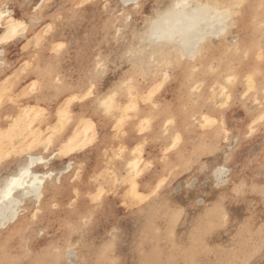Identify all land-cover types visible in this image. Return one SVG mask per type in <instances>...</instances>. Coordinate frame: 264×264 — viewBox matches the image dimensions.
I'll return each mask as SVG.
<instances>
[{"label":"rangeland","instance_id":"374dc122","mask_svg":"<svg viewBox=\"0 0 264 264\" xmlns=\"http://www.w3.org/2000/svg\"><path fill=\"white\" fill-rule=\"evenodd\" d=\"M33 1L35 2L36 0H21L20 3H17L18 6L21 3L24 5L18 8H20L19 12L21 14L23 13V15L26 14L27 16V30L25 29L19 36L16 35L1 45L6 47L7 57H10L9 60L12 62L10 61L11 66L7 77L0 79V132L7 130L11 134L7 137L0 136V142H3V145L0 143L2 145L0 150L6 148L8 152L10 149L11 151L15 149L13 151L17 156L15 157L14 153L10 151L9 153L11 154L9 155L11 156H9L6 149L0 152V157L9 156L7 157L8 159L5 156V159L2 157L3 161L0 158V175L7 172V163L22 157L27 152L24 150L44 152V149L46 151L48 150L47 148H53L61 140L68 137L73 125L80 128L81 125H84L83 120H88L93 116L97 118L93 126L94 130L97 131V135L93 142H90L91 144L84 146V143H87L88 140L85 141V127L82 130L83 132H81V128L79 129L78 132L83 134L80 135L79 133V135L82 136V139L84 138V142L82 139L83 143L78 140L82 143H79L81 144L80 148L76 146L77 149H73V152L68 151L60 159L62 160V158L68 156L78 157L80 159V167L74 173L72 171L69 174L66 173L67 175L63 177L58 190L55 191L56 195L51 192L46 199L43 198L40 208L37 207V209L30 206L27 212H24L26 213V218L22 232L17 230L16 233L9 228L8 231L5 230L1 234L0 264H68L73 258L77 261V264H111L112 262L113 264H262L264 262V191L261 187L264 186V168L263 170L261 168L264 167V164H262L264 163V120H261V114L264 116V112H262L264 111V79H258L257 75H260V73L264 75V36H261L259 47L262 48H259L260 51L254 47L251 53L244 54L242 52L239 60H237L236 54L223 56L228 66L232 64L231 62L234 65H231L230 70L226 73H232V70H235L234 77L237 74L235 79L231 78L233 79H230L231 81L227 79L230 82L229 85L227 84L228 82H224L226 80L225 77L223 79V77L219 76V70L223 64L221 57L209 56L208 50L205 51L204 55L191 62V67L196 66V68H193L197 70H193V72L192 68L189 69L188 66L182 65L178 67L181 69L175 72L178 73L177 76L174 73L171 77L163 80L165 75L163 73L168 69L160 61L156 60V63L154 61L149 62L147 54L138 53L132 49L131 52L127 50L125 40L129 35L124 30L123 17L125 10L122 4L123 0H38L39 2L34 9L30 7ZM171 1L163 0L160 2L157 0V7L163 10L168 4H171ZM0 3L2 4L1 1ZM257 7L260 11L264 10L262 6ZM146 12L147 10L144 13ZM257 29L260 28L255 27V37H258L259 32H257ZM145 31L147 29L143 31L144 34ZM236 34L238 35L236 29L229 25L220 40H224L231 50H235L234 46L238 45V41L234 40ZM121 36L122 38H120ZM218 40L216 39V42ZM139 45L140 47L144 46L141 42ZM2 57L3 55L0 54V58ZM198 64L201 65L199 66ZM209 64H212L210 65L212 70L207 67ZM1 67L2 64H0V70ZM213 68L216 70L214 71ZM114 69L125 70V73L116 77L118 79L115 78L111 83H109V80H106L105 83L100 81L105 76L111 78L112 75L108 74ZM135 69H141L140 73L134 78L129 77L128 73L135 71ZM204 69L207 71L206 74ZM257 69H260V71H257ZM22 70L23 72H21ZM33 70L36 75L32 79H25L26 77L24 76ZM85 71L87 75L84 78ZM252 71L254 77H256L254 85L244 82H249L248 76ZM245 73L248 74H246V77ZM10 76L14 79L10 78ZM157 76L160 77H158L159 80L162 78L161 81L163 83H160L162 86L154 84ZM127 79L128 81H126L125 85L123 81ZM5 81H10L11 86L5 85L8 84ZM196 81H200L199 84ZM35 83L38 84L32 90ZM122 83L124 84L121 85ZM219 83L223 86L227 85L228 89H225V93L222 92L224 89L222 90L223 86L221 87ZM90 84H94V86ZM210 85H214V87ZM125 86L128 87L125 88ZM156 86L158 88L156 91H158L154 95L152 93L150 97V92ZM88 87L93 88L94 93L90 89L92 95H87L90 94L88 93ZM248 89L251 90L249 91ZM112 91L115 92L113 93ZM244 91L247 95L243 93ZM226 92H228L227 96ZM84 93L86 97H83L85 96ZM147 95L150 97L148 100L147 98L149 97ZM253 97L260 103L258 104ZM218 101L219 103H217ZM102 104L105 106L104 109ZM62 105L65 107L63 108ZM116 105H119V108ZM27 106L29 109L25 111L28 108ZM106 107L107 109H105ZM23 108L25 109L24 112H22ZM34 109L38 110L34 112ZM58 109L61 110L59 111ZM20 111L24 114L28 112V114L22 115ZM58 111L63 113L59 114ZM38 113H41V115L38 116ZM202 113L211 118L212 123L208 122L210 120L207 121L202 118L200 120L199 115ZM171 116L174 117L171 119ZM256 116H258V120L254 121ZM19 117L23 118L20 119ZM148 117L150 122L147 119ZM222 118L223 120H221ZM17 119H20V121ZM60 119L63 120L60 121ZM144 119H147V122ZM29 120L32 123L31 121L27 123ZM166 120L169 122L165 123ZM217 120H219L217 122L218 126H216ZM251 121L255 123L253 122L250 125ZM101 122L102 124H100ZM204 122L209 125L206 124V126L203 124ZM224 123H226V128ZM210 124L214 126V130H211L213 127ZM23 126L24 132L21 136L19 132L22 131L21 127ZM223 126L226 130L223 129ZM26 127L28 130L25 129ZM139 127L144 129H139ZM237 128H239V135L242 133L244 135L242 138L240 137L242 140L237 144L240 147L237 146L239 148L236 149L235 147L234 150V152L237 150L236 153L239 150V153L234 154L232 152L233 157L231 160L232 166L234 165L235 168L234 177L236 179V184H232L230 181L232 171L226 173L225 179L219 181L215 176L217 170L215 169V164L220 160H228L227 154H229L230 146L237 143ZM250 128L256 129L250 130ZM39 130L41 131L39 132ZM101 130L104 133L100 132ZM227 130L230 132L228 133ZM29 131L33 132L30 133ZM39 133L42 136H40V139L42 140L43 138L41 143L38 136ZM256 133L258 134L256 135ZM23 134L27 135V137ZM173 134H177L175 141L177 139L179 141L177 140L176 144L174 143L175 148H173V145L170 147L171 150L169 146H171V142H174V139L172 141ZM102 135H104L103 138L101 137ZM80 136H78L79 139ZM8 138H11L13 148H11L12 144L9 143L11 141ZM15 139H17V142ZM20 140L23 143L27 141V146L25 147L24 145L26 144L21 143ZM96 140L101 141V144L99 142L100 145L97 144ZM78 141H76V145H79L77 144ZM95 141L97 145L94 143ZM209 141L212 142L210 143ZM193 142H198L199 145L197 143L195 145ZM30 144L31 146L28 147ZM33 145L37 147H33L34 149L31 150L30 148ZM204 145L206 149H202ZM21 147H23L22 150L24 152L22 150L19 151ZM85 147H88L90 151ZM137 147L140 148L138 149ZM211 147H214L215 150L213 149V151ZM82 148L84 149L82 150ZM74 150H78V152H74ZM96 150L97 152H95ZM138 150L142 156L138 154ZM166 150L169 151L166 152ZM191 152L192 154H189ZM93 153L95 156H92ZM200 153L203 154L201 159L211 165V169L209 172L198 176L201 165L199 164ZM186 155L187 157H185ZM245 155H248V158ZM90 156L91 161H89ZM135 157H142L140 170L136 171L135 169L134 172V169H130V172L129 167L126 165L129 159ZM60 159L56 160V162L60 161ZM254 159L258 160L255 162ZM244 161L247 163L245 164ZM261 161L263 162L260 163ZM91 164L93 165L91 166ZM256 164L258 167H256ZM60 166L61 163L57 164L55 168L58 169ZM255 167L256 170L252 171ZM228 168L232 169L229 162ZM111 171L114 173L111 174ZM152 174H154L153 177H151ZM159 174L161 175L159 176ZM131 176L134 180H132ZM239 176L241 177L239 178ZM162 177H166L164 178L165 180H161ZM147 178L149 183L153 180L150 185L146 181ZM158 181L160 183L163 181V183L156 187V185L160 184ZM255 183L256 185H253ZM137 184V189H139L135 190L136 186L132 187V185ZM242 184L244 185L242 186ZM212 186L217 187L216 191L229 187L217 194L220 197H216V202H211L207 205V207L213 206L214 209L205 217H201L199 212L200 210L202 212L203 206H197L190 212H185V209L181 212L177 211L175 206L171 210L165 209L168 196L173 197L172 199L176 203L183 198L187 201L190 196L197 198V193L201 187L208 190L207 188ZM150 190H152L151 194ZM96 192L98 196L95 194ZM227 192L232 194L231 197ZM146 195L150 197L148 198ZM244 195L246 197L243 198ZM139 196L143 197V199H140ZM214 203L216 204L214 205ZM249 206L252 208H249ZM225 213L228 219L224 218L225 215L222 216ZM240 222H243L241 223L242 227H238ZM155 227L157 229H153ZM246 227L249 229L248 236L243 237L240 230L246 229ZM21 233L23 234L21 235ZM253 235L257 238H254ZM4 237L6 238L4 239ZM193 237H198V239L193 240ZM67 239L72 242V245H69L66 241ZM258 239L260 242H258ZM254 241H256L258 246L255 245ZM259 246L263 247L259 248ZM73 247L81 253L79 260L76 259L73 253ZM56 249L58 250L56 251ZM251 250L254 251L252 252ZM215 251L219 253L217 254ZM69 253L73 254L70 256ZM244 253L247 254L244 255Z\"/></svg>","mask_w":264,"mask_h":264},{"label":"bare ground","instance_id":"6f19581e","mask_svg":"<svg viewBox=\"0 0 264 264\" xmlns=\"http://www.w3.org/2000/svg\"><path fill=\"white\" fill-rule=\"evenodd\" d=\"M1 2H2V4L0 3V54H2L3 55V57L2 58H0V64H2V67H1V70H0V79L2 80L3 78H6L7 77V75H8V73H9V71H10V61L11 60H9L10 59V57L8 58L7 57V53H6V50L7 49H5L6 47H4V46H1L2 44H4V43H6V42H8L9 40H11L13 37H15L16 35H18L19 36V34L22 32V31H24L26 28H27V26H28V22H27V16H26V14H24L23 15V13L21 14L20 12H19V9L20 8H18V7H20L23 3H21L19 6H18V2L20 3V1L21 0H0ZM160 2H162L163 0H159ZM38 0H36L35 2L33 1V2H31L32 3V5L30 6L31 8H33L34 9V7H36L37 6V4H38ZM181 2H183V0H172L171 1V4H168L167 5V7L166 8H163V10L161 9H159L160 7H157V0H123V2H122V4H123V6H124V30H126V33L129 35L128 37H127V39L125 40V43H126V46H127V50L129 51V52H131L132 50L133 51H137L138 53H144V54H147L148 55V61L149 62H152V61H160L161 62V64H163V66H165V67H167V69L168 70H166L165 71V73H163V77H164V79L163 80H166V78L167 77H171L175 72H177V71H179L181 68H178V67H180V66H182V65H185V66H188L189 67V69L190 68H192V71L193 70H197V69H194V68H196V66H193V67H191V62L193 61V60H195V59H197L198 57H201L202 55H204V53H205V51L206 50H208L209 51V56H212V57H215V56H219V57H221V59H222V62H223V64H222V66H221V68H220V70H219V76H221V77H223V79H225L226 78V80H224V82L226 81V82H228L227 84L229 85V81H231V80H233V79H231V78H234L235 79V77L237 76V74L235 75V77H234V73H236V71L235 70H232L231 72L232 73H226V72H228V70H230V66L232 65V66H234L233 65V62H231L232 64L231 65H227L226 64V62L224 61V59H225V57L223 58V56L224 55H226V56H229V55H231V54H236L235 56H237L238 57V59L237 60H239V58L241 57V55H242V52L244 53V54H248V53H251L252 52V49H254V47H255V49L257 48V49H259L260 47H259V44L261 43V36H264V10H262V11H260V10H258L257 8V6H262V7H264V0H187V2L189 3V4H192V5H199V6H207L206 8H203V9H201V10H197V9H195V8H192V9H175L174 8V5H176L177 3H181ZM170 3V2H169ZM160 4V3H159ZM233 5H238V7H235V8H232V6ZM22 6H24V5H22ZM26 6V5H25ZM217 6H221V7H217ZM228 7V9H229V12H230V14H231V26H233L235 29H236V32L238 33V35L236 34V37H235V41H238V45L237 46H234V49L235 50H231L230 49V47L226 44V42L223 40L222 41V39L220 40V38L222 37V34L227 30V27L226 28H222V26H221V23H220V20H219V18H218V16L219 15H221V14H223V8L224 7ZM24 9H25V7H23ZM27 8V7H26ZM26 10V9H25ZM145 10H147V12L146 13H144L145 12ZM27 11V10H26ZM26 11H23V12H26ZM121 12V11H120ZM120 12H118V13H120ZM142 13H143V15H142ZM32 14V13H31ZM144 23H145V27H144ZM21 24H23V25H25V28H20V25ZM261 24H263L262 26H261ZM255 27H258V28H260V29H257L258 31L257 32H259L258 33V37H255L254 35H255ZM13 28H15L16 29V34H14V35H11L10 33H11V30L13 29ZM118 29V28H117ZM146 30L147 29V31H145V34L143 33V31L144 30ZM27 30V29H26ZM49 30V29H48ZM50 31V30H49ZM116 32H118V31H116ZM142 34H144V35H142ZM38 37V36H37ZM43 38V37H42ZM120 38H122V36L120 37ZM216 39H219L218 40V42H216ZM34 40V39H33ZM140 42L141 43H143L144 44V46H142V47H140ZM10 43V42H9ZM7 45H8V43H7ZM65 45V44H64ZM232 47V46H231ZM237 47V48H236ZM26 48V47H25ZM262 48V47H261ZM260 48V49H261ZM132 49V50H131ZM230 49V50H229ZM260 49H259V51H260ZM109 52V51H108ZM239 52H240V54H239ZM262 52V51H261ZM258 53H260V52H258ZM128 54V53H127ZM243 54V55H244ZM260 54H262V53H260ZM239 55V56H238ZM263 55V54H262ZM98 56V55H97ZM107 56H108V53H107ZM259 56V55H258ZM246 57V56H245ZM260 57H261V55H260ZM106 58V57H105ZM262 58V57H261ZM12 59V58H11ZM139 59V58H138ZM258 59H259V57H258ZM128 60H130L129 58H128ZM215 61V60H214ZM226 61H228L227 59H226ZM12 62V61H11ZM18 62V61H17ZM16 62V63H17ZM135 62V61H134ZM138 63V62H137ZM156 63V62H155ZM228 63H230V62H228ZM235 63V62H234ZM30 64V63H29ZM15 65V64H14ZM19 65V64H18ZM99 65V64H98ZM134 65V64H133ZM140 65V64H139ZM146 65V64H145ZM144 65V66H145ZM159 65V64H158ZM199 65V64H198ZM198 65H197V67H198ZM201 65V64H200ZM199 65V66H200ZM210 65H212V64H209L207 67H209L211 70H212V68H211V66ZM16 66V65H15ZM101 66V65H100ZM135 66V65H134ZM136 66H137V64H136ZM142 66V65H141ZM214 66V65H213ZM34 67V66H33ZM140 67V66H139ZM23 68V67H22ZM21 68V69H22ZM41 68V67H40ZM101 68V67H100ZM141 68V67H140ZM209 68H207V69H209ZM217 68V67H216ZM24 69V68H23ZM37 69V68H36ZM38 69H39V67H38ZM203 69V68H202ZM201 69V70H202ZM235 69V68H234ZM15 70V69H14ZM32 70V69H31ZM141 70V69H140ZM140 70L138 69V70H136L135 69V71H133V72H129L128 74H129V77H135L137 74H139L140 73ZM156 70V69H155ZM170 70V71H169ZM205 70V69H204ZM203 70V71H204ZM211 70H209V71H211ZM213 70H214V68H213ZM216 70V69H215ZM214 70V71H215ZM254 70V69H253ZM20 71V70H19ZM39 71V70H38ZM41 71H42V68H41ZM123 71V72H122ZM146 71V70H145ZM144 71V72H145ZM208 71V72H209ZM214 71H212V72H214ZM255 71V70H254ZM257 71H260V69H257ZM21 72H23V70L21 71ZM143 72V73H144ZM153 72V71H152ZM151 72V73H152ZM158 72H160V71H158ZM194 72V71H193ZM206 70H205V74H206ZM20 73V72H19ZM41 73V72H40ZM87 72L85 71V73H84V78H85V75H87L86 74ZM122 73H125V70H117V69H114V70H112L111 71V73L110 74H108V75H112L111 76V78L109 77H103L100 81L101 82H103V83H105V81L106 80H109V83H111V82H113L114 80H115V78L116 77H119L120 75H122ZM134 73V74H133ZM149 73V72H148ZM154 73V72H153ZM191 73V72H190ZM253 73V71L251 72V73H249V76H248V79H249V82L248 81H244V82H247V83H252L253 85H254V81H256V77H254V73ZM91 74V73H90ZM103 74V73H102ZM247 73H245L244 75H245V77L248 75H246ZM34 75H36V73H35V71L33 70V71H30L26 76H24V77H26L25 79H27V80H29L30 78L32 79V77L34 76ZM41 75V74H40ZM141 75V74H140ZM154 75V74H153ZM178 75V73H175V76H177ZM188 75H191V74H188ZM13 76H15V75H13ZM143 77H144V75H142ZM192 76V75H191ZM191 76H190V78H191ZM23 77V78H24ZM41 77V76H40ZM155 77V76H154ZM153 77V78H154ZM159 76H157L156 78H155V81H154V84H156V85H159L160 83H163L161 80H162V78H161V80H159V78H158ZM225 77V78H224ZM229 77V78H228ZM244 77V76H243ZM257 77H259L258 79H264V75L262 74V73H260V75H257ZM10 78H12V76H10ZM12 79H14V78H12ZM25 79H24V82H25ZM116 79H118V78H116ZM144 79V78H143ZM192 79V78H191ZM229 81H228V80ZM231 79V80H230ZM8 80V79H7ZM96 80H97V78H96ZM130 80V79H129ZM199 80V79H198ZM12 81V80H11ZM40 81V80H39ZM59 81V80H58ZM126 81H128V79L127 80H125V81H123L124 83H125V85H126ZM132 81V80H131ZM161 81V82H160ZM1 82V81H0ZM10 81H5V83H8V84H5V85H10V83H9ZM188 82V81H187ZM198 84H199V82L200 81H196ZM195 82V83H196ZM203 82H204V80H203ZM215 82V81H214ZM225 82V83H226ZM234 82V81H233ZM100 83V82H99ZM124 83H122L121 85H123ZM129 83V82H128ZM202 83V82H201ZM205 83V82H204ZM246 83V84H247ZM38 83H35L34 85H33V87H32V90L34 89V86L35 85H37ZM50 84V83H49ZM133 84V83H132ZM131 84V85H132ZM214 84V83H213ZM215 84H216V82H215ZM219 84H221V83H219ZM232 84V83H231ZM248 84V85H249ZM91 86H94V84H90ZM127 85H129V84H127ZM161 86H162V84H160ZM197 85V84H196ZM217 85H218V83H217ZM11 86V85H10ZM193 86V85H192ZM194 86H195V84H194ZM193 86V87H194ZM210 86H213L214 87V85H210ZM220 86V85H219ZM223 85L221 84V87H222ZM224 86H226V87H224ZM223 86V88H222V92H224V91H226L225 89H228L227 88V85H224ZM36 87V86H35ZM42 87V86H41ZM44 87V86H43ZM126 87H128V86H125V88ZM129 87L131 88V86L129 85ZM133 87H134V85H133ZM196 87V86H195ZM199 87H200V85H199ZM198 87V88H199ZM249 87V86H248ZM4 88V87H3ZM7 88V87H6ZM89 88V87H88ZM192 88V87H191ZM210 88V87H209ZM252 88H253V86H252ZM2 89V88H1ZM8 89V88H7ZM30 89V88H29ZM48 89V88H47ZM92 90V92H93V88H89V92L88 93H90V91ZM156 89H158L157 88V86L154 88V89H152V91L150 92V97H151V94L153 93V95H154V93H156L157 91H156ZM211 89V88H210ZM41 90H43V89H41ZM40 90V91H41ZM87 90V89H86ZM155 90V92H153ZM192 90V89H191ZM199 90V89H198ZM249 90V89H248ZM251 90V89H250ZM249 90V91H250ZM253 90V89H252ZM264 90V89H263ZM130 91V90H129ZM230 91V90H229ZM2 92H3V90H2ZM27 92V91H26ZM30 92H32V91H30ZM42 92H44V91H42ZM92 92L90 93V94H87V95H92ZM113 92V91H112ZM115 92V91H114ZM113 92V93H114ZM136 92V91H135ZM191 92V91H190ZM221 92V94H223ZM6 93V92H5ZM94 93V92H93ZM112 93V94H113ZM117 93V92H116ZM115 93V94H116ZM137 93V92H136ZM135 93V94H136ZM225 93V92H224ZM227 94H226V96L228 95V92H226ZM243 93H245V91L243 92ZM1 94V93H0ZM41 94V93H40ZM42 94H45V93H42ZM29 95V94H28ZM57 95V94H56ZM84 95H85V93H84ZM191 96H192V94H190ZM72 96V95H71ZM105 96V95H104ZM112 96V95H111ZM148 96V95H147ZM230 96V95H229ZM74 97V96H73ZM83 97H86V95L85 96H83ZM128 97V96H127ZM127 97H125V98H127ZM130 97V96H129ZM149 97V96H148ZM150 97L149 98H147V100L148 99H150ZM244 97V96H243ZM3 98V97H2ZM76 99H77V97H75ZM97 98V97H96ZM105 98V97H104ZM107 98V97H106ZM115 98V97H114ZM254 99H255V97H253ZM40 99V98H39ZM99 99V98H98ZM113 99V98H112ZM25 100H27V99H25ZM74 100V99H73ZM72 100V101H73ZM194 100V99H193ZM225 100H227V99H225ZM224 100V101H225ZM256 100V99H255ZM0 101H1V99H0ZM21 101V100H20ZM23 101V100H22ZM71 101V102H72ZM114 101V100H113ZM141 101V100H140ZM195 101V100H194ZM228 101V100H227ZM257 101V100H256ZM14 102V101H13ZM24 102V101H23ZM53 102V101H52ZM67 102V101H66ZM151 102V101H150ZM108 103H109V101H108ZM194 103V102H193ZM217 103H219V101L217 102ZM221 103V102H220ZM225 103V102H224ZM224 103H222V104H224ZM227 103V102H226ZM1 104V103H0ZM18 104V103H17ZM24 104V103H23ZM22 104V105H23ZM50 104V103H49ZM70 104V103H69ZM104 104H105V102H104ZM120 104V103H119ZM125 104H126V102H125ZM124 104V105H125ZM181 104V103H180ZM213 104H214V101H213ZM100 105H101V103H100ZM103 105V104H102ZM153 105V104H152ZM196 105V104H195ZM221 105V104H220ZM51 106V105H50ZM109 106H110V103H109ZM117 106V105H116ZM119 106V105H118ZM117 106V107H118ZM154 106H156V105H154ZM258 106H260V105H258ZM23 107V106H22ZM28 107V106H27ZM31 107V106H30ZM62 107H63V105H62ZM65 107V106H64ZM63 107V108H64ZM102 107V106H101ZM104 105H103V109H104ZM114 107V106H113ZM221 107V106H220ZM33 108H34V106H33ZM41 108V107H40ZM119 108V107H118ZM182 108H184L183 106H182ZM27 109H29V107L28 108H26V110L23 108V111L22 112H24V110L25 111H27ZM43 109H45V108H43ZM62 109V108H61ZM60 109V110H61ZM105 109H107V107L105 108ZM117 109V108H116ZM185 109V108H184ZM35 110H38V109H34V112H36ZM59 110V109H58ZM59 110V111H60ZM109 110V109H108ZM120 110V109H119ZM122 110H124L123 108H122ZM33 111V110H32ZM58 111V112H59ZM88 111V110H87ZM111 111V110H110ZM121 111V110H120ZM21 111H20V113H22ZM30 112V111H29ZM34 112H33V114H34ZM107 112V111H106ZM112 112V111H111ZM117 112V111H116ZM262 112H264V111H262ZM60 113H63V112H59V114ZM65 113V112H64ZM25 114H28V112L27 113H25ZM24 113H22V115H25ZM31 114V113H30ZM30 114H29V116H30ZM5 115V114H4ZM32 115V114H31ZM39 115H41V113L39 114L38 113V116ZM76 115V114H75ZM191 115V114H190ZM18 116H20V115H18ZM17 116V117H18ZM35 116V115H34ZM38 116H37V118H38ZM60 116V115H59ZM65 116H66V114H65ZM68 116V115H67ZM92 116V115H91ZM195 116H196V113H195ZM261 116H263L262 114H261ZM8 117V116H7ZM24 117V116H23ZM22 117V118H23ZM33 117V116H32ZM31 117V118H32ZM36 117V116H35ZM61 117H64V116H61ZM116 117V116H115ZM172 117H174V116H171L170 118L172 119ZM187 117V116H186ZM192 117V116H191ZM16 118V117H15ZM20 119H22L21 117H19ZM25 118H26V116H25ZM25 118H24V120H25ZM113 118V117H112ZM144 118V117H143ZM166 118V117H165ZM189 118V117H188ZM199 118H200V120H201V118L202 119H205V118H207V119H205V120H210L211 118H208V116L206 115L205 116V114H200L199 115ZM213 118V117H212ZM258 116H256V120H254V121H257L258 119ZM20 119H17L18 121H20ZM27 119V118H26ZM33 119H34V117H33ZM36 119V118H35ZM148 119V121H149V117L147 118ZM147 119H144V121H146ZM167 119V118H166ZM169 119V118H168ZM214 119V118H213ZM32 120V119H31ZM31 120H29V122H27V121H25V122H27V123H30V121ZM63 119H60V121H62ZM75 120V119H74ZM80 120H83V119H80ZM96 120H97V118L95 117V116H93V117H91L90 119H88V120H83L84 122V125L82 126H80L79 124H80V122H79V124H77L78 126H80V128H81V132H83L82 130H83V128L85 127V131H84V133H86V135H85V141L87 140V143H84V146L87 144V146H88V144H91L92 142H93V140L96 138V130H94V125H95V123H96ZM140 120V119H139ZM138 120V121H139ZM175 120V119H174ZM216 120V119H215ZM215 120H212V121H215ZM221 120H223V118L221 119ZM12 121H13V119H12ZM41 121H42V119H41ZM40 121V122H41ZM85 121H87L86 123H85ZM99 121V120H98ZM165 121V120H164ZM168 120H166V122L165 123H168L167 122ZM171 121H173V120H171ZM195 121H197V120H195ZM219 120H217L216 121V123L218 122ZM254 121H251V124L250 125H252V123L254 122ZM15 122V121H14ZM13 122V124H15ZM23 122V121H22ZM117 122V121H116ZM147 122V121H146ZM150 122V121H149ZM200 122V121H199ZM208 122H210V123H212L211 122V120L210 121H208ZM221 122V121H220ZM224 122V121H223ZM222 122V123H223ZM19 123V122H18ZM26 123V124H27ZM31 123H32V121H31ZM82 123V124H83ZM165 123H164V126H165ZM215 123V124H216ZM255 123V122H254ZM257 123V122H256ZM25 124V123H24ZM67 124V123H66ZM73 124V123H72ZM71 124V125H72ZM100 124H102V122L100 123ZM104 124V123H103ZM141 124V123H140ZM144 124V123H143ZM173 124V123H172ZM199 125H203V124H205V122L203 123V124H201V123H198ZM207 124V123H206ZM205 124V125H206ZM226 123H224V126H225V128H226V125H225ZM6 125V124H5ZM11 125V124H10ZM21 125V124H20ZM48 125H50V124H48ZM58 125V124H57ZM63 125H65V124H63ZM146 125V124H145ZM151 125V124H150ZM189 125V124H188ZM198 125V126H199ZM205 125H203V126H205ZM207 125H209V124H207ZM206 125V126H207ZM211 126H212V124H210ZM214 125V124H213ZM219 125H220V123H219ZM7 126V125H6ZM5 126V127H6ZM12 126V125H11ZM11 126H10V128H11ZM13 126H15V125H13ZM28 126H29V128H30V125L28 124ZM32 127H33V125H31ZM51 126V125H50ZM101 126V125H100ZM99 126V127H100ZM103 126V125H102ZM216 126H218V123H217V125ZM221 126H222V124H221ZM224 126H223V129H225L224 128ZM16 127L17 128H19L17 125H16ZM146 127H148V126H146ZM213 127V129L211 128V130H214V126H212ZM13 128V127H12ZM23 128H24V126L23 127H21V129H22V131H20L19 132V130H20V128H19V130H17V132H19V135L21 134V136H22V133L24 132L23 131ZM61 128V127H60ZM79 127H76L75 125H73L72 126V128H71V130H70V132H69V134H68V137L66 138V139H64V140H61V142L59 143V144H57V145H55L53 148H47L48 150H46L45 151V149H44V152H40V151H28V150H24L26 153H24V155L22 156V157H19V158H17V159H15V160H13L12 162L10 161L9 163H7V165L6 166H8V168H7V172H5V173H3V174H1L0 175V236H2L1 234L6 230V231H8L9 230V228H11V229H13L14 230V232H16L17 233V230L19 231H21L24 227H23V225H24V223H25V218H26V213H24V212H27V210H28V208L30 207V206H33V207H35V208H40V206H41V203L43 202L42 201V199L44 198V199H46L50 194H51V192H52V194L54 193L55 194V191L56 190H58V186H59V184L62 182V180H63V177L64 176H66L67 174L66 173H68L69 174V172L71 173V171L74 173L77 169H78V167H80V159L78 158V157H74V156H68V157H66V158H62V160L60 159L61 157H63V155L65 156V154H67L68 153V151H72L73 152V149H77V147L76 146H80L83 142H84V138L82 139V136H80V135H83V134H81V132H78L79 131V129H80ZM102 128V127H101ZM149 128V127H148ZM218 128V127H217ZM257 128V127H256ZM256 128H250V130H252V129H256ZM258 128H259V126H258ZM8 129H9V127H8ZM25 129H27V127L25 128ZM24 129V130H25ZM35 129V128H34ZM33 129V130H34ZM139 129H144V128H140L139 127ZM168 129V128H167ZM186 129V128H185ZM238 130V137H237V143H236V145H233V146H230V150H229V154H227L228 155V160L226 161H224V160H220V161H218L216 164H215V169H217L216 170V178L219 180V181H222L223 179H225V177H226V173H228V172H230V171H232V176H231V183L232 184H236V179H235V177H234V173H235V168H234V165L232 166V160H231V158L233 157L232 156V152L234 153V154H238L239 153V150H238V153H236V151L234 152V150H235V147H236V149H238L240 146L239 145H237L238 143H239V141L240 140H242L241 138H242V136L244 135L243 133L242 134H240L239 135V128H237ZM28 130V129H27ZM148 130V129H147ZM209 130V129H208ZM208 130H204V131H208ZM216 130V129H215ZM226 130V129H225ZM241 130V129H240ZM249 130V131H250ZM41 130H39V132H40ZM47 131V130H46ZM164 131V130H163ZM199 131V130H198ZM228 131V130H227ZM244 131H247V130H244ZM11 132V131H10ZM16 132V133H17ZM30 133H32L33 131H29ZM78 132V133H77ZM100 132H102V130L100 131ZM177 132H178V130H177ZM200 132V131H199ZM224 132H226V131H224ZM230 131H228V133H229ZM250 132H252V131H250ZM254 132H256V131H254ZM79 133H80V135H79ZM102 133H104V131L102 132ZM101 133V134H102ZM165 133V132H164ZM163 133V134H164ZM179 133V132H178ZM177 133V134H178ZM183 133V132H182ZM182 133H181V135H182ZM204 133H206V132H204ZM204 133H202L203 135H204ZM211 133H212V131H211ZM253 133V132H252ZM100 134V133H99ZM176 134V135H177ZM184 134V133H183ZM208 134V133H207ZM210 134V133H209ZM216 134H217V132H216ZM248 134H250V133H248ZM255 134V133H254ZM258 133H256V135H257ZM264 134V133H263ZM9 135H11V134H9V131H7V130H5V131H1L0 132V136H9ZM16 135V134H15ZM24 136H26L27 137V135H25V134H23ZM67 135V134H66ZM176 135L175 134H173V138H172V141H173V139H174V142H171L172 144H171V146H169V149H171L170 147H172V145H173V148H175L174 147V145L176 144V141L178 140H176L175 141V139L177 138L176 137ZM212 135H214V134H212ZM245 135H247L246 133H245ZM252 135V134H251ZM261 135H262V133H261ZM38 136H39V139H40V133L38 134ZM47 136V135H46ZM78 136H80V139H79V137ZM103 136L104 135H102L101 137L103 138ZM183 136V135H182ZM181 136V137H182ZM207 136H210V135H207ZM254 136V135H253ZM252 136V137H253ZM12 137H15V136H12ZM36 137V136H35ZM42 137V136H41ZM78 137V138H77ZM84 137V136H83ZM180 137V138H181ZM241 137V138H240ZM256 137V136H255ZM260 137V136H259ZM3 138H5V137H3ZM32 138V137H31ZM31 138H29L30 140H31ZM45 138V137H44ZM76 138V139H75ZM218 138V137H217ZM226 138V137H225ZM247 138H249V137H247ZM9 139V141H11V142H9L10 144H12L13 142H12V140H10L11 138H8ZM23 139H25L24 137H23ZM35 139H38V138H35ZM81 139H82V141H81ZM99 139L100 140H102L100 137H99ZM98 139V140H99ZM116 139V138H115ZM201 139V138H200ZM245 139V138H244ZM250 139V138H249ZM256 139V138H255ZM16 140V142H17V139H15ZM42 140H43V138H42ZM41 139H40V143H41V141H42ZM78 140H80V141H78ZM248 140V139H247ZM22 140H20V142H21ZM76 141H78V143L77 144H79V143H81V144H79V145H76ZM97 141V140H96ZM96 141L94 142L95 144H96ZM144 141V140H143ZM142 141V142H143ZM179 141V140H178ZM200 141V140H199ZM202 141V140H201ZM206 141H207V139H206ZM260 141H261V139H260ZM259 141V142H260ZM27 142V141H26ZM26 142L25 143H23V142H21V143H23V144H26ZM32 142H35V141H32ZM91 142V143H90ZM101 144V141H97V144H99V143ZM141 142V143H142ZM210 142V141H209ZM212 142V141H211ZM210 142V143H211ZM257 142V141H256ZM1 143V142H0ZM3 143V142H2ZM1 143V144H2ZM51 143V142H50ZM93 143V144H94ZM175 143V144H174ZM186 143V142H185ZM194 143V142H193ZM197 144H198V142H196ZM196 143H194L195 145H196ZM200 143H202V142H200ZM246 143V142H245ZM0 144V147L3 145H1ZM5 144V143H4ZM19 144V143H18ZM23 144H21V145H23ZM29 144V143H28ZM32 144H34V143H32ZM37 144V143H36ZM35 144V145H36ZM96 144V145H97ZM99 144V145H100ZM203 144V143H202ZM9 145V144H8ZM134 145V144H133ZM141 145H143V144H141ZM185 145V144H184ZM199 145V144H198ZM241 145V144H240ZM260 145H262L261 143H260ZM11 146V145H10ZM10 146H9V148H10ZM16 146V145H15ZM25 147L27 146V144L26 145H24ZM23 146V147H24ZM29 146H31V144L30 145H28V147ZM37 146H38V144H37ZM37 146H32L30 149L31 150H33L34 148H36ZM41 146V145H40ZM43 146V145H42ZM83 146V145H82ZM93 146V145H92ZM91 146V147H92ZM95 146V145H94ZM136 146V145H135ZM162 146V145H161ZM168 146V145H167ZM211 146H212V144H211ZM237 146H239L238 148H237ZM6 147V146H5ZM14 146H13V144H12V146H11V148H13ZM17 147H20V146H17ZM17 147H15V148H17ZM23 147H21L20 149H19V151L20 150H22V148ZM34 147V148H33ZM45 147H47V146H45ZM45 147H43V148H45ZM90 147V148H91ZM96 147V146H95ZM94 147V148H95ZM164 147V146H163ZM185 147V146H184ZM190 147V146H189ZM193 147V146H192ZM200 147H201V145H200ZM247 147H248V145H247ZM80 148V147H79ZM85 148H88V147H85ZM138 149L140 148V147H137ZM161 148V147H160ZM166 148V147H165ZM164 148V149H165ZM205 148V145L202 147V149H204ZM228 148V147H227ZM4 150L6 149V148H3ZM3 149H1L0 150V152L1 151H3ZM25 149H27V148H25ZM29 149V150H30ZM84 148H82V150H83ZM130 149V148H129ZM188 149V148H187ZM193 149V148H192ZM206 149V148H205ZM211 149L213 150L214 149V147L212 148L211 147ZM210 149V150H211ZM13 150H15V149H12V151H11V149L10 150H8V152H7V149H6V152H7V154L9 155V154H11L12 152L14 153V151ZM79 150V149H78ZM78 150H74V152L75 151H77L78 152ZM87 150H89V148L87 149ZM172 150V149H171ZM201 150V149H200ZM211 150V151H212ZM215 150V149H214ZM213 150V151H214ZM9 151L11 152V153H9ZM23 151V150H22ZM23 151V152H24ZM90 151V150H89ZM93 151V150H92ZM103 151V150H102ZM131 151V150H130ZM129 151V152H130ZM167 151H169V150H166V152ZM189 151V150H188ZM192 151V150H191ZM206 151V150H205ZM204 151V152H205ZM210 151V152H211ZM5 152V153H6ZM17 152V151H16ZM95 152H97V150L95 151ZM94 152V153H95ZM128 152V153H129ZM137 152H139V150L137 151ZM137 152H136V154H137ZM164 152V151H163ZM202 152V151H201ZM204 152H203V154H204ZM94 153L92 154V156H95L94 155ZM206 153H207V151H206ZM3 154V153H2ZM1 154V155H2ZM88 154H90V153H88ZM138 154H140V152L138 153ZM185 154V153H184ZM189 154H192V152L191 153H189ZM202 153H200V155H199V161H200V163L199 164H201L200 165V172L198 173L199 175L198 176H200L202 173L204 174V173H207V172H209V170L211 169V165H209L207 162H205L204 160H202L201 159V155H203ZM233 154V155H234ZM5 156L6 158L7 157H9V156H11V155H9V156ZM20 155H22V154H20ZM129 156H130V154H128ZM242 155V154H241ZM249 155V154H248ZM248 155H245V156H247V158H248ZM4 156H1L0 158H4L5 159V157ZM14 156L16 157L17 156V154H15L14 153ZM97 156V155H96ZM131 156H133L134 157V155L133 154H131ZM140 156H142L141 154H140ZM163 156V155H162ZM238 156V155H237ZM244 156V157H245ZM185 157H187V155L185 156ZM243 157V158H244ZM3 158H2V161H3ZM81 158V157H80ZM86 158H88V157H86ZM141 158L142 157H140V158H131V159H129L128 160V163H127V165L126 166H128L129 167V170L131 169V170H133L134 169V172H135V169H136V171H139L140 170V160H141ZM194 158V157H193ZM247 158H246V160H247ZM8 159V158H7ZM60 159V161H58V162H56V160H59ZM161 159V158H160ZM229 159H230V161H229ZM245 159V158H244ZM250 159V158H249ZM87 160V159H86ZM94 160V159H93ZM190 160H192V159H190ZM189 160V161H190ZM255 160V159H254ZM256 160H258V159H256ZM256 160H255V162H256ZM0 161H1V159H0ZM28 161H31L32 163H31V168H30V171L32 172V176L31 177H25L24 179H25V183H26V185H28V187L27 188H25V189H20V188H14L13 189V191H12V193H11V195L10 196H6V195H3V190H4V188L6 187V183H5V181H6V179H8L9 177H11L12 175H14V174H17L18 173V171H19V169L21 168V167H26L27 166V162ZM81 161H83V160H81ZM84 161H85V158H84ZM89 161H91V156H90V160ZM161 161V160H160ZM175 161H177V160H175ZM174 161V162H175ZM186 161V160H185ZM243 161V160H242ZM249 161V160H248ZM252 161V160H251ZM86 162V161H85ZM93 162V161H92ZM150 162H151V160H150ZM194 162V161H193ZM192 162V163H193ZM228 162L230 163V165H231V167H232V169H230V168H228ZM263 161H261L260 163H262ZM61 163V166L60 167H58V169H56L55 167H56V165L57 164H60ZM186 163H188L187 161H186ZM236 163V162H235ZM244 163H245V161H244ZM244 163H242V164H244ZM247 163V162H246ZM245 163V164H246ZM248 163H250V162H248ZM258 163V162H257ZM260 163H259V166H260ZM87 164H89L88 162H87ZM94 164V163H93ZM93 164H91V166L93 165ZM109 164V163H108ZM143 164V163H142ZM189 164H191V163H189ZM241 164V163H240ZM245 164L243 165V166H245ZM251 164V163H250ZM262 164H264V163H262ZM82 165V164H81ZM90 165V164H89ZM145 165V164H144ZM152 165V164H151ZM191 165H193V164H191ZM179 166V165H178ZM236 166H237V164H236ZM240 166H242V165H240ZM239 166V167H240ZM251 166H253V165H251ZM89 167V166H88ZM125 167V166H124ZM176 167V166H175ZM181 167V166H180ZM248 167H250V166H248ZM256 167H258L257 166V164H256ZM256 167L255 168H253L252 169V171L255 169L256 170ZM107 168V167H106ZM126 168V167H125ZM237 168V167H236ZM263 168L264 167H262L261 169L263 170ZM87 169H89V168H87ZM194 169H195V167H194ZM247 169V168H246ZM260 169V168H259ZM258 169V170H259ZM105 170V169H104ZM131 170H130V172H131ZM171 170V169H170ZM196 170V169H195ZM261 170V171H262ZM79 171V170H78ZM108 171V170H107ZM250 171V170H249ZM109 172V171H108ZM129 172V171H128ZM133 172V171H132ZM145 172V171H144ZM154 172V171H153ZM156 172V171H155ZM160 172V171H159ZM169 172V171H168ZM259 172V171H258ZM37 173H39V176H40V181H39V183L37 182V179H36V174ZM103 173V172H102ZM106 173V172H105ZM114 173V172H113ZM112 173V171H111V174H113ZM150 173H152V172H150ZM190 173V172H189ZM243 173V172H242ZM255 173V172H254ZM100 174V173H99ZM119 174H121V173H119ZM140 174V173H139ZM191 174V173H190ZM245 174V173H244ZM257 175H258V173H256ZM263 174V173H262ZM75 175V174H74ZM73 175V176H74ZM102 175V174H101ZM110 175V174H109ZM128 175V174H127ZM157 175V174H156ZM161 174H159V176H160ZM189 175V174H188ZM256 175V176H257ZM261 175V174H260ZM103 176V175H102ZM107 176H108V174H107ZM129 176V175H128ZM154 176V174H152V176L151 177H153ZM158 176V175H157ZM244 176V175H243ZM250 176V175H249ZM254 176V175H253ZM252 176V177H253ZM255 176V177H256ZM93 177V176H92ZM132 177V176H131ZM131 177H130V181H131ZM149 177V176H148ZM167 177V176H166ZM166 177H164V178H166ZM241 176H239V178H240ZM251 177V178H252ZM90 178V177H89ZM100 178V177H99ZM110 178V177H109ZM116 178V177H115ZM124 178V177H123ZM133 178V177H132ZM158 178V177H157ZM163 177H162V179L161 180H165ZM247 178H248V176H247ZM94 179V178H93ZM122 179V178H121ZM148 179V178H147ZM146 179V181H147V183H149V179L147 180ZM155 179V178H154ZM253 179V178H252ZM90 180V179H89ZM95 180V179H94ZM110 180V179H109ZM114 180V179H113ZM126 180V179H125ZM132 180H134V178L132 179ZM145 180V179H144ZM238 180V179H237ZM106 181H107V179H106ZM116 181H117V179H116ZM118 181H120V180H118ZM123 181V180H122ZM155 181V180H154ZM206 181V180H205ZM151 182H153V180L152 181H150V183ZM159 182V181H158ZM165 182H167V181H165ZM248 182V181H247ZM98 183V182H97ZM113 183V182H112ZM150 183H149V185H150ZM160 183V182H159ZM162 183H163V181H162ZM162 183H160L159 185H156V187H158V186H160ZM246 183V182H245ZM244 183V184H245ZM253 183H254V181H253ZM99 184V183H98ZM133 184V183H132ZM156 184V183H155ZM165 184V183H164ZM166 184H168V183H166ZM244 184H242V186L244 185ZM113 185V184H112ZM186 185V184H185ZM248 185V184H247ZM253 185H256V183L255 184H253ZM259 185V184H258ZM263 185H264V183H263ZM262 185V186H263ZM113 186H115V185H113ZM136 186V188H134L135 190L137 189V186H138V184L137 185H132V187H135ZM146 186H148V185H146ZM145 186V187H146ZM163 186H165V185H163ZM162 186V187H163ZM252 186V185H251ZM261 186V185H260ZM131 187V186H130ZM155 187V186H154ZM161 187V188H162ZM229 186H227V187H225V188H223V189H219L218 191H216V189H217V187L216 186H212V187H209V188H207L208 190H205V189H203V187H201L200 188V191L197 193L198 194V197L196 198H194L193 196L191 197H189V199L186 201L184 198L183 199H179L178 201H177V203L172 199L173 197H167V206L165 207V209L166 210H171V209H173L174 208V206L176 207V209H177V211H184V209H185V212H190V210L192 211V209L193 208H196L197 206H203V210H202V212H201V210L199 211L200 212V215H201V217H205V216H207V215H209L210 213V211L211 210H213L214 209V207L213 206H208L207 207V205L208 204H210L211 202H216V197L217 196H219L220 197V195H217L218 193H220L221 191H223V190H225V189H227ZM254 187V186H253ZM219 188H222V187H219ZM237 188H238V186H237ZM236 188V189H237ZM242 188V187H241ZM114 189V188H113ZM139 189V188H138ZM137 189V190H138ZM160 189V188H159ZM260 189V188H259ZM261 189L264 191V186L263 187H261ZM261 189H260V191H261ZM143 190H144V188H143ZM156 190V189H155ZM238 190V189H237ZM99 191V190H98ZM154 191V190H153ZM234 191V190H233ZM256 191V190H255ZM107 192V191H106ZM135 192V191H134ZM150 192V194H151V192H152V190H150L149 191ZM155 192V191H154ZM153 192V193H154ZM231 192V191H230ZM247 192V191H246ZM26 193V194H25ZM100 193H102V191H100ZM129 193V192H128ZM137 193V192H136ZM189 193V192H188ZM227 193H229V192H227ZM237 193V192H236ZM235 193V194H236ZM95 194H97V196H98V193L96 192ZM130 194H131V192H130ZM141 194V193H140ZM149 194V193H148ZM155 194V193H154ZM153 194V195H154ZM223 194H224V192H223ZM230 194V197H231V193H229ZM241 194V193H240ZM244 194H246V193H244ZM248 194V193H247ZM246 194V195H247ZM263 194H264V192H263ZM56 195V194H55ZM86 195V194H85ZM90 195V194H89ZM142 196V195H141ZM141 196H139V198L140 199H143V197L141 198ZM155 196H156V194H155ZM225 196V195H224ZM241 196V195H240ZM100 197V196H99ZM146 197H148V195H146ZM145 197V198H146ZM150 197V196H149ZM148 197V198H149ZM177 197V196H176ZM229 197V196H228ZM234 197V196H233ZM242 197V196H241ZM244 197H246L245 195L243 196V198ZM260 197H262V196H260ZM138 198V199H139ZM148 198H146V199H148ZM225 198V197H224ZM258 198V197H257ZM94 199H95V197H94ZM145 199V200H146ZM220 199V198H219ZM228 199V198H227ZM238 199H239V197H238ZM260 199V198H259ZM135 200V199H134ZM221 200V199H220ZM219 200V201H220ZM226 200V199H225ZM230 200H231V198H230ZM229 200V201H230ZM264 200V199H263ZM141 201V200H140ZM143 201V200H142ZM229 201H227V203H229ZM232 201H234V200H232ZM250 201V200H249ZM260 201V200H259ZM33 202V204H31V203ZM147 202V201H146ZM159 202V201H158ZM157 202V203H158ZM164 202V201H163ZM162 202V203H163ZM239 202V201H238ZM244 202V201H243ZM261 202H262V200H261ZM231 203V202H230ZM123 204V203H122ZM190 204V205H189ZM216 203H214V205H215ZM232 204V203H231ZM236 204V203H235ZM225 205V204H224ZM249 205H251V204H249ZM261 205V204H260ZM226 206V205H225ZM262 206V205H261ZM224 207V206H223ZM251 206H249V208H250ZM264 207V206H263ZM37 208V209H38ZM201 208V207H200ZM199 208V209H200ZM225 208V207H224ZM252 208V207H251ZM226 209V208H225ZM219 210V209H218ZM248 210V209H247ZM204 211V212H203ZM228 212V211H227ZM24 213V214H23ZM177 214H179V213H177ZM252 214H254V213H252ZM251 214V215H252ZM213 215V214H212ZM223 215H225L226 217H227V215H226V213L225 214H222V216ZM250 216V215H249ZM200 217V216H199ZM211 217V216H210ZM214 217H216L215 215H214ZM251 217H253V216H251ZM213 218V217H212ZM254 218V217H253ZM253 218H251V219H253ZM214 219V218H213ZM224 219V218H223ZM228 219V218H227ZM247 219H249L248 217H247ZM246 219V220H247ZM257 219V218H256ZM176 220V219H175ZM208 221V220H207ZM206 221V222H207ZM205 222V223H206ZM210 222H212V221H210ZM236 222V221H235ZM257 222V221H256ZM241 223H243V222H240V224ZM153 224H154V222H153ZM211 224V223H210ZM240 224H238L239 226L238 227H242V224H241V226H240ZM256 224V223H255ZM235 225H236V223H235ZM244 225V224H243ZM230 226V225H229ZM214 227V226H213ZM254 227V226H253ZM264 227V226H263ZM214 228H216V227H214ZM244 228V227H243ZM153 229H157L156 227L155 228H153ZM241 229V228H240ZM254 229H255V227H254ZM12 230V231H13ZM169 230V229H168ZM178 230V229H177ZM211 230V229H210ZM248 227H246V229H242V230H240L241 231V235L243 236V237H245V236H248L247 234H248ZM261 230V229H260ZM263 230V229H262ZM11 231V232H12ZM24 231V230H23ZM239 231V232H240ZM22 232V231H21ZM193 232H195V231H193ZM238 232V233H239ZM252 232V231H251ZM8 233H10V232H8ZM260 233H263V232H260ZM7 234V233H6ZM11 234V233H10ZM12 234H13V232H12ZM11 234V235H12ZM23 233H21V235H22ZM259 234V233H258ZM10 235V236H11ZM182 235V234H181ZM194 235H195V233H194ZM193 235V236H194ZM4 236V235H3ZM9 236V235H8ZM254 236V235H253ZM237 237V236H236ZM261 237V236H260ZM6 237H4V239H5ZM183 238V237H182ZM181 238V239H182ZM238 238V237H237ZM254 238H257V237H255L254 236ZM176 239H178V238H176ZM180 239V240H181ZM196 239H198V237H193V240H196ZM207 239V238H206ZM263 239V238H262ZM1 240V239H0ZM112 240V239H111ZM243 240V239H242ZM259 240V239H258ZM68 243H69V245H72V242L71 241H69L68 239L66 240ZM238 242H241V241H238ZM255 242V245H257V243H256V241H254ZM258 242H260V240L258 241ZM71 243V244H70ZM77 243V242H76ZM233 243V242H232ZM247 243V242H246ZM201 244V243H200ZM221 244V243H220ZM224 244V243H223ZM238 244V243H237ZM251 244V243H250ZM225 245V244H224ZM236 245V244H235ZM239 245H240V243H239ZM247 245V244H246ZM262 245V244H261ZM196 246V245H195ZM200 246V245H199ZM226 246H228V245H226ZM258 246V245H257ZM70 247V246H69ZM75 247V246H74ZM73 247V250H74V254H75V256H76V259H80V255H81V253H80V251L79 250H77L76 248H74ZM219 247V246H218ZM231 247V246H230ZM233 247H234V245H233ZM250 247H251V245H250ZM263 246H259V248H262ZM72 248V247H71ZM106 248V247H105ZM255 248V247H254ZM258 248V249H259ZM68 249V248H67ZM214 249H216L215 247H214ZM58 249H56V251H57ZM69 250V249H68ZM206 250H207V248H206ZM221 250V249H220ZM225 250H227L226 248H225ZM107 251V250H106ZM202 251H204V250H202ZM211 251V250H210ZM228 251V250H227ZM246 251V250H245ZM248 251V250H247ZM250 251V250H249ZM252 252L254 251V250H251ZM67 252V251H66ZM216 252V251H215ZM230 252V251H229ZM263 252V251H262ZM261 252V253H262ZM72 253V254H73ZM217 253V252H216ZM219 253V252H218ZM217 253V254H218ZM257 253V252H256ZM24 254V253H23ZM71 254V255H72ZM183 254V253H182ZM211 254V253H210ZM234 254V253H233ZM238 254H240V253H238ZM247 253H244V255H246ZM260 254V253H259ZM225 255V254H224ZM235 255V254H234ZM233 255V256H234ZM66 256V255H65ZM101 256V255H100ZM228 256V255H227ZM226 256V257H227ZM232 256V257H233ZM240 256V255H239ZM242 256V255H241ZM24 257H25V255H24ZM68 257V256H67ZM102 257V256H101ZM211 257V256H210ZM215 257V256H214ZM142 258H144V257H142ZM231 258V257H230ZM114 259V258H113ZM210 259V258H209ZM108 260V259H107ZM156 261V260H155ZM175 261V260H174ZM173 261V262H174ZM246 261H249V260H246ZM210 262V261H209ZM219 262V261H218ZM232 263V262H231ZM244 263V262H243ZM111 264H113V262L111 263ZM174 264V263H173ZM202 264V263H201ZM216 264V263H215ZM234 264V263H233ZM242 264V263H241Z\"/></svg>","mask_w":264,"mask_h":264},{"label":"snow or ice","instance_id":"6c2138e0","mask_svg":"<svg viewBox=\"0 0 264 264\" xmlns=\"http://www.w3.org/2000/svg\"><path fill=\"white\" fill-rule=\"evenodd\" d=\"M206 7L207 6H199V5L189 4L187 2V0H183V2L177 3L176 5H174L175 9H192V8H195L197 10H201L203 8H206ZM217 7H221V6H217ZM235 7H238V5L232 6V8H235ZM218 18L220 20L222 28H226L227 26H229L231 24V14L229 12L228 7L225 6L223 8V14L219 15ZM20 28H25V25L21 24ZM10 34L11 35L16 34V29L13 28L11 30ZM245 95H247V93H245ZM257 103L259 104L260 101H257ZM205 119H207V118H205ZM261 120H264V116L261 117ZM31 163H32L31 161H28L26 167H21L17 174H14L11 177H9L8 179H6V181H5L6 187L3 190V195L10 196L14 188H20L23 190V189L28 187V185H26V183H25L24 178L32 176V172L30 171ZM36 179H37V182L39 183V181L41 179L39 176V173L36 174ZM224 218L226 219L227 217L225 216ZM69 255L71 256V253H69ZM68 264H77V261L73 258L68 262ZM262 264H264V262H262Z\"/></svg>","mask_w":264,"mask_h":264}]
</instances>
